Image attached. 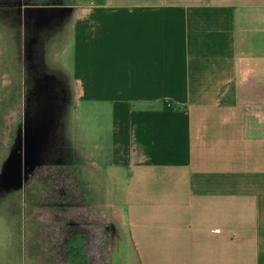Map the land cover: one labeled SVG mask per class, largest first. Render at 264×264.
I'll list each match as a JSON object with an SVG mask.
<instances>
[{
	"label": "crops",
	"instance_id": "obj_1",
	"mask_svg": "<svg viewBox=\"0 0 264 264\" xmlns=\"http://www.w3.org/2000/svg\"><path fill=\"white\" fill-rule=\"evenodd\" d=\"M22 10L35 45L67 27L68 93L112 126L92 160L75 145L82 197L30 204L35 262L264 264V0Z\"/></svg>",
	"mask_w": 264,
	"mask_h": 264
},
{
	"label": "rangeland",
	"instance_id": "obj_2",
	"mask_svg": "<svg viewBox=\"0 0 264 264\" xmlns=\"http://www.w3.org/2000/svg\"><path fill=\"white\" fill-rule=\"evenodd\" d=\"M15 1L9 4L0 0V175L19 140L24 139L27 124L45 109L58 116L51 147L58 151L53 158L57 159L62 153L63 159H60V169L54 165L36 179L34 172L24 190L0 191V264H38L34 260L36 239L31 238L34 232L29 233L32 227L25 223L30 221L29 215L34 213L35 208L30 204H35L45 196L43 190H38L37 184L47 180L59 181L62 177L66 179L72 172L75 173L74 167L84 164L82 150H74L75 145L83 148L90 160L93 154L105 149L104 144L108 148L112 126L108 105L90 107L91 103L87 100L73 98L75 95L68 93L67 27L55 23L45 28L43 38L40 37L39 44L35 45V37L31 40L29 29L25 26L24 13L15 9L31 2L38 5H67L75 0ZM33 33L36 34V31ZM29 60L30 68L33 63H42L47 68L45 73L48 72L47 75L54 80L34 76L27 70ZM43 81L47 84H42ZM51 84H58L59 88ZM74 153L79 157L73 163L69 157ZM86 170L90 173L88 167ZM113 192L110 190L111 194ZM107 259L110 261V255H107Z\"/></svg>",
	"mask_w": 264,
	"mask_h": 264
},
{
	"label": "water",
	"instance_id": "obj_3",
	"mask_svg": "<svg viewBox=\"0 0 264 264\" xmlns=\"http://www.w3.org/2000/svg\"><path fill=\"white\" fill-rule=\"evenodd\" d=\"M57 114L49 109L40 111L27 124L24 139L6 161L0 175V191L20 190L29 177L41 166L51 151Z\"/></svg>",
	"mask_w": 264,
	"mask_h": 264
},
{
	"label": "trees",
	"instance_id": "obj_4",
	"mask_svg": "<svg viewBox=\"0 0 264 264\" xmlns=\"http://www.w3.org/2000/svg\"><path fill=\"white\" fill-rule=\"evenodd\" d=\"M56 143V142H55ZM58 151L56 150V148H52L51 153L48 156V159L42 164V166H40L34 174V178L36 179V177L38 178L39 174L43 175L44 173H46V171L48 169H50V167L57 165L58 169H60L61 165H62V161L60 159H63V154L61 153V155L57 156L58 158L55 159L53 157H56V153ZM56 163V164H54ZM55 180V178H54ZM29 184V181L28 183ZM78 184V180L76 178L75 173H71V175L68 178H64L62 177L59 181H43L40 184H37V186L41 185L42 189H43V193H44V197H46V193H53V197H55L57 200H59V198H67L66 201H70L69 199H75V198H80L82 197V195L80 196V193L82 192L81 190L77 191L75 189H73V185H77ZM40 186V187H41ZM64 201V202H66Z\"/></svg>",
	"mask_w": 264,
	"mask_h": 264
},
{
	"label": "flooded vegetation",
	"instance_id": "obj_5",
	"mask_svg": "<svg viewBox=\"0 0 264 264\" xmlns=\"http://www.w3.org/2000/svg\"><path fill=\"white\" fill-rule=\"evenodd\" d=\"M11 1H13V0H8V1H7V0H4L5 3L9 2V4H12ZM15 2H17V0H16ZM18 2H19V1H18ZM20 2H21V3H24V1H21V0H20ZM31 3H32V2H31ZM32 4H33V3H32ZM22 6H23V4H21L19 7H16L15 9H18L19 12H23V10H22ZM10 10H11V7H10ZM35 41H36V39H35ZM37 51H38V49H37V47H36V52H37ZM29 63H31L30 60H29V62H28L27 70L30 71V72H32V74H33L34 76H41V75H45V74H46V73H45L46 71H45V69H44L42 63H39V62H37V63H33L31 68L29 67ZM52 79L54 80L53 77H52ZM55 81H56V80H55ZM56 83H57V82H56ZM51 85H56V87L59 88L58 84H51Z\"/></svg>",
	"mask_w": 264,
	"mask_h": 264
}]
</instances>
